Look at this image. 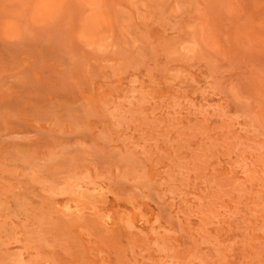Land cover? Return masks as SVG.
I'll list each match as a JSON object with an SVG mask.
<instances>
[{
    "label": "rangeland",
    "instance_id": "rangeland-1",
    "mask_svg": "<svg viewBox=\"0 0 264 264\" xmlns=\"http://www.w3.org/2000/svg\"><path fill=\"white\" fill-rule=\"evenodd\" d=\"M0 264H264V0H0Z\"/></svg>",
    "mask_w": 264,
    "mask_h": 264
}]
</instances>
